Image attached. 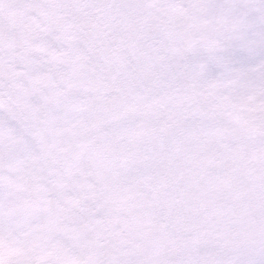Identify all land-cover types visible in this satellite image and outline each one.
I'll list each match as a JSON object with an SVG mask.
<instances>
[{"label": "snow or ice", "instance_id": "1", "mask_svg": "<svg viewBox=\"0 0 264 264\" xmlns=\"http://www.w3.org/2000/svg\"><path fill=\"white\" fill-rule=\"evenodd\" d=\"M0 264H264V0H0Z\"/></svg>", "mask_w": 264, "mask_h": 264}]
</instances>
